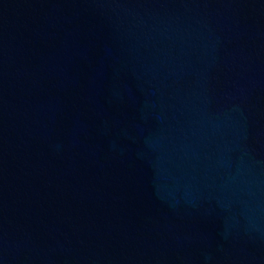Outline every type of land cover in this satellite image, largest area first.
<instances>
[{"label": "water", "instance_id": "obj_1", "mask_svg": "<svg viewBox=\"0 0 264 264\" xmlns=\"http://www.w3.org/2000/svg\"><path fill=\"white\" fill-rule=\"evenodd\" d=\"M0 264H264V0H0Z\"/></svg>", "mask_w": 264, "mask_h": 264}]
</instances>
